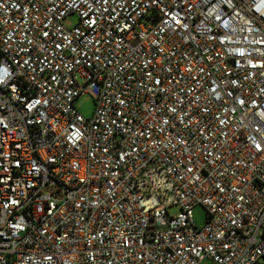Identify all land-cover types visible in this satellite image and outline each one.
I'll use <instances>...</instances> for the list:
<instances>
[{"label":"built area","instance_id":"built-area-1","mask_svg":"<svg viewBox=\"0 0 264 264\" xmlns=\"http://www.w3.org/2000/svg\"><path fill=\"white\" fill-rule=\"evenodd\" d=\"M205 263L264 264V0H0V264Z\"/></svg>","mask_w":264,"mask_h":264},{"label":"rangeland","instance_id":"rangeland-1","mask_svg":"<svg viewBox=\"0 0 264 264\" xmlns=\"http://www.w3.org/2000/svg\"><path fill=\"white\" fill-rule=\"evenodd\" d=\"M78 21L79 19L77 15H71L66 19L65 25L67 28H73L78 23ZM95 98L96 94L93 91H90L88 94L79 97L75 102L77 111L86 118L92 117L96 108ZM179 211L180 210L178 207L170 209V213L173 215H177ZM193 219L195 226L198 229H202L207 223V212L205 208L202 206L195 207L193 209Z\"/></svg>","mask_w":264,"mask_h":264}]
</instances>
